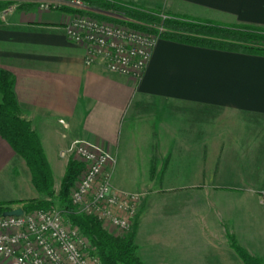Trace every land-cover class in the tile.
Returning <instances> with one entry per match:
<instances>
[{
  "label": "crops",
  "instance_id": "obj_1",
  "mask_svg": "<svg viewBox=\"0 0 264 264\" xmlns=\"http://www.w3.org/2000/svg\"><path fill=\"white\" fill-rule=\"evenodd\" d=\"M119 1L264 27V0ZM70 19L16 5L0 13V69L13 76L53 181L72 143L92 141L115 156L117 187L150 190L134 236L145 264H245L230 237L264 259V56L159 39L136 80L86 66L65 35ZM40 198L27 162L0 135V204Z\"/></svg>",
  "mask_w": 264,
  "mask_h": 264
},
{
  "label": "built area",
  "instance_id": "obj_2",
  "mask_svg": "<svg viewBox=\"0 0 264 264\" xmlns=\"http://www.w3.org/2000/svg\"><path fill=\"white\" fill-rule=\"evenodd\" d=\"M60 6L77 10L64 32L71 42L83 47L86 66L101 63L112 73L142 78L159 40L157 35L83 12L89 10L86 0H45L39 8L49 11ZM69 152L86 164L71 193L77 211L130 229L144 193L115 188V156L89 140L74 141ZM261 200L264 204V192ZM23 210L21 216H0V256L10 264H104L80 228L65 219L61 211L53 207Z\"/></svg>",
  "mask_w": 264,
  "mask_h": 264
},
{
  "label": "trees",
  "instance_id": "obj_3",
  "mask_svg": "<svg viewBox=\"0 0 264 264\" xmlns=\"http://www.w3.org/2000/svg\"><path fill=\"white\" fill-rule=\"evenodd\" d=\"M38 1L0 0V13L14 5L25 11L33 10L38 7ZM86 2L89 10L83 12L155 33L159 39L264 56V27L225 24L186 15H169L163 18L159 9H148L119 0H86ZM57 10L77 12L68 6H60ZM160 27L162 31L158 29ZM0 93L3 96L0 103V135L27 162L37 191L50 198L53 195L52 170L39 137L31 129L30 124L20 117L19 104L14 93L13 76L3 69H0ZM80 171L81 167L77 162H68L59 193L64 217L89 237L93 250L104 264H144L136 255L134 234L127 237H113L103 229L97 218L80 214L71 204L68 199L69 191ZM52 205V200L37 199L25 204L24 209L49 208ZM7 210L4 204H0V216ZM229 239L231 246L245 264H264V259L251 256L237 244L234 237Z\"/></svg>",
  "mask_w": 264,
  "mask_h": 264
},
{
  "label": "rangeland",
  "instance_id": "obj_4",
  "mask_svg": "<svg viewBox=\"0 0 264 264\" xmlns=\"http://www.w3.org/2000/svg\"><path fill=\"white\" fill-rule=\"evenodd\" d=\"M40 4L41 3H39L38 4V7H40ZM135 4V3H134ZM146 8V7H145ZM40 9V8H39ZM148 9H150V8H148ZM156 9H159V11L161 12V16L163 17V18H165V17H167V16H171V15H177V14H175V13H173V12H170V11H165V10H161L160 8H156ZM65 13H68V14H70L71 15V17L73 16V13H70V12H65ZM115 22V21H114ZM123 24V23H122ZM66 25V24H65ZM65 25H63V27H65ZM126 25H128L131 29H135V30H137V31H140V32H142V33H152V32H149V31H144V30H142V29H139V28H136V27H134V26H131V25H129V24H126ZM153 34H155V33H153ZM156 35V34H155ZM92 142V141H91ZM69 161H74V162H77L79 165H80V167H81V171H80V173H79V175H78V177L76 178V180H75V182H74V184L71 186V188H70V191H69V195H68V199H69V201L71 202V204L76 208V206L72 203V201H71V193H72V191L73 190H75V188H76V186L79 184V181H80V179L82 178V176H83V173H84V171H85V169H86V164L84 163V162H82L77 156H75V155H73V154H71L70 152H69V158H68V162ZM140 165V164H139ZM117 166V165H116ZM113 176H114V174H113ZM141 176V175H140ZM141 179V178H140ZM114 180H115V178H114ZM61 181H62V179L61 178H58V176H56V178H55V182L53 181V195H52V197H50V198H47L46 196H44V195H42V194H40L41 196H42V198H40V199H45V200H52L53 201V205H52V207L53 208H56L57 210H59V211H61L62 212V204H61V202H60V199H59V193H60V189H61ZM142 181V180H141ZM140 181V182H141ZM146 181V180H145ZM114 186H115V188H117V189H119V190H124V191H129V192H142V193H144V195H145V193H148V191H150V190H148V189H142L141 187H139V188H133V189H126V188H119V187H117L115 184H114ZM143 198H144V196H143ZM39 200V199H38ZM144 200V199H143ZM142 200V201H143ZM140 212V211H139ZM80 214H82V213H80ZM85 215V214H84ZM140 214L138 213V215L136 216V218L134 219V221H133V225H132V227L130 228V229H120V228H118V227H116V226H112V225H109L108 223H106V222H101V225H102V227H103V229L106 231V232H108L110 235H112L113 237H127V236H130L131 234H134V236H135V234H136V228H137V224H138V221H139V219H140V216H139ZM90 216V215H89ZM66 219V218H65ZM81 230V229H80ZM81 232H82V235L86 238V240H87V242L91 245V247H92V249H94L93 248V245H92V242H91V240L89 239V237L88 236H86L84 233H83V231L81 230ZM134 244H135V246H136V255L139 257V259H141L142 260V253H144L146 250H145V245H144V243H143V241H141V239L140 238H135L134 239ZM142 262L144 263V261L142 260ZM145 264V263H144Z\"/></svg>",
  "mask_w": 264,
  "mask_h": 264
},
{
  "label": "water",
  "instance_id": "obj_5",
  "mask_svg": "<svg viewBox=\"0 0 264 264\" xmlns=\"http://www.w3.org/2000/svg\"><path fill=\"white\" fill-rule=\"evenodd\" d=\"M110 15V14H107ZM23 208H15L4 212V216H21L23 214Z\"/></svg>",
  "mask_w": 264,
  "mask_h": 264
}]
</instances>
